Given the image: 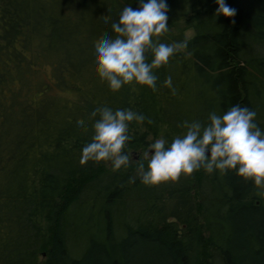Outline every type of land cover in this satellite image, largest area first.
I'll return each instance as SVG.
<instances>
[{
	"label": "trees",
	"instance_id": "1",
	"mask_svg": "<svg viewBox=\"0 0 264 264\" xmlns=\"http://www.w3.org/2000/svg\"><path fill=\"white\" fill-rule=\"evenodd\" d=\"M224 2L234 17L216 16L215 0H166L159 42L187 48L154 70L155 91H112L95 44L140 0H0V264H264L252 180L201 168L146 186L136 175L141 152L170 145L186 121L206 126L239 105L264 131V0ZM102 107L145 117L129 124L127 168L79 163Z\"/></svg>",
	"mask_w": 264,
	"mask_h": 264
},
{
	"label": "clouds",
	"instance_id": "2",
	"mask_svg": "<svg viewBox=\"0 0 264 264\" xmlns=\"http://www.w3.org/2000/svg\"><path fill=\"white\" fill-rule=\"evenodd\" d=\"M218 5L215 15L234 17L236 9L215 0ZM168 5L166 0H140L139 7L133 10L124 7L118 22L112 23L114 36L105 33L95 44L96 71L99 77L109 84L112 91L133 83L156 90L155 69L166 65L170 57L187 48V41L165 44L159 38L169 31L167 24ZM107 22V19H106ZM234 23V21H233ZM156 39H153V38ZM152 54L149 63L147 53ZM164 86L172 88V78L164 81ZM173 94L175 89L172 88ZM99 115L93 124L92 142L83 147L80 161H111L113 171L130 166L131 157L124 153L126 143L131 139L127 134L133 121L142 124L145 117L128 109L97 108L90 118ZM256 112L248 107L232 106L223 115L215 112L209 115V123L187 121L182 125L186 133L174 137L171 144L158 138L149 145L147 169L142 161L137 162L136 175L146 186L158 185L167 181H178L181 174L190 176L194 171L204 169L208 174L214 171L235 170L236 175L252 180L264 196V131L254 122ZM148 123H152L149 119ZM77 124L83 127L84 120ZM131 177L129 183H134Z\"/></svg>",
	"mask_w": 264,
	"mask_h": 264
},
{
	"label": "rangeland",
	"instance_id": "3",
	"mask_svg": "<svg viewBox=\"0 0 264 264\" xmlns=\"http://www.w3.org/2000/svg\"><path fill=\"white\" fill-rule=\"evenodd\" d=\"M186 34H187V36H188V35H191L192 33H191V32H190V33L187 32ZM146 151L149 152V158H150V155H151V151H152V150L149 149V145H148V146H147V147L141 152V153L143 154V156H145L144 153H145ZM139 153H140V152H139ZM106 166H107L108 168H109V167H112L111 161H109V162L106 164ZM170 219H171V218H169V220H170Z\"/></svg>",
	"mask_w": 264,
	"mask_h": 264
}]
</instances>
